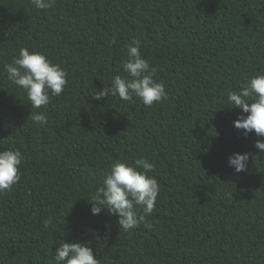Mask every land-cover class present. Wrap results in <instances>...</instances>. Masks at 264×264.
I'll use <instances>...</instances> for the list:
<instances>
[{
  "label": "trees",
  "instance_id": "16d2710c",
  "mask_svg": "<svg viewBox=\"0 0 264 264\" xmlns=\"http://www.w3.org/2000/svg\"><path fill=\"white\" fill-rule=\"evenodd\" d=\"M133 39L169 99H94L126 75ZM21 48L67 73L46 108L7 79ZM258 74L264 0H56L46 11L0 0V151L23 156L21 180L0 195V264H50L63 241L87 244L99 264H264V137L245 138L227 103ZM233 153L249 154L246 171L228 166ZM139 158L159 184L152 228L124 232L89 200L114 161Z\"/></svg>",
  "mask_w": 264,
  "mask_h": 264
},
{
  "label": "clouds",
  "instance_id": "9594fccd",
  "mask_svg": "<svg viewBox=\"0 0 264 264\" xmlns=\"http://www.w3.org/2000/svg\"><path fill=\"white\" fill-rule=\"evenodd\" d=\"M38 10H48L55 6L56 0H30ZM127 60L122 62L124 77L116 75L110 87H103L93 98L119 97L132 102L139 99L146 107L162 103L169 99V94L162 82H157L156 69L143 58L141 43L133 39L127 46ZM7 79L18 89H23L33 109L46 108L50 97H58L67 85V73L59 65L52 63L40 52H30L21 48L18 56L11 63L4 65ZM227 103L242 111L233 125L242 130L245 138L253 131L257 137H264V74L250 77L239 91H230ZM247 114V115H245ZM34 125L47 123L43 112L30 113ZM255 148L264 153V140L258 139ZM248 153H233L228 157V166L236 173L247 170ZM23 156L19 150L0 151V195L12 190L13 185L21 180L20 165ZM155 165L147 158H139L129 165L124 161H114L110 171L92 196L91 213L99 215L103 210L117 217V223L124 232L143 223L152 228L148 217L153 213L159 193V184L154 176ZM52 217L45 219L44 227L52 224ZM50 264H99L92 249L80 242L63 241L55 250Z\"/></svg>",
  "mask_w": 264,
  "mask_h": 264
}]
</instances>
